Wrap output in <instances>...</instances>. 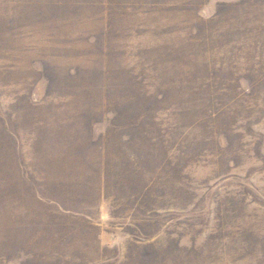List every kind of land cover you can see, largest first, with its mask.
I'll use <instances>...</instances> for the list:
<instances>
[{"label":"rangeland","instance_id":"374dc122","mask_svg":"<svg viewBox=\"0 0 264 264\" xmlns=\"http://www.w3.org/2000/svg\"><path fill=\"white\" fill-rule=\"evenodd\" d=\"M253 50L264 0H0V264H264Z\"/></svg>","mask_w":264,"mask_h":264},{"label":"trees","instance_id":"16d2710c","mask_svg":"<svg viewBox=\"0 0 264 264\" xmlns=\"http://www.w3.org/2000/svg\"><path fill=\"white\" fill-rule=\"evenodd\" d=\"M254 51L255 50L249 52L250 53V57H251L249 59H251L252 67L250 69L248 68L247 72L255 74V79L254 80L258 81L259 83H264V65H263L264 56H262L261 54L255 53ZM228 79L231 81V77L230 76L228 77ZM254 80H252V83L254 82ZM130 95H135V94L131 92ZM127 99L130 100V101H138V100H140V99H138L136 97L135 98H127ZM124 102H125L124 104H121L120 106H116L114 111L118 113V112H120V108H123V110L125 108H127L124 111L132 113L133 106L128 107L130 102H126L125 100H124ZM140 102H142V101L140 100ZM140 102L137 103V104H134V105L138 106V105H140ZM139 110L140 109H136L135 112L131 115L133 117V119L138 116ZM79 141L81 143L83 142L82 140H79ZM80 142H76V144H80ZM86 142L90 143L91 142V138H88ZM73 147H76L74 143H73ZM7 155L8 154H6V151H3V153L0 152V162H1L0 163V172H3V173H4V171L2 170V168L3 167L6 168V166L4 164L6 163ZM2 165H3V167H2ZM12 185H13V187H15V186H18V187L21 186L22 187L23 186L20 183H18V185H16V183L7 182V186H9L8 189L11 191V195L7 194L6 190H4L3 192H0V211H2L3 209H8L10 206L12 208L13 205H8L7 206L8 202L9 203L13 202L14 195L12 194V192L15 195H18V196H24V195H20L14 188H12ZM25 201L27 202V200H25Z\"/></svg>","mask_w":264,"mask_h":264}]
</instances>
